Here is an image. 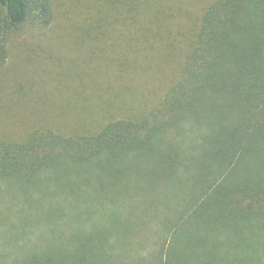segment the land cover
Wrapping results in <instances>:
<instances>
[{
	"label": "trees",
	"instance_id": "1",
	"mask_svg": "<svg viewBox=\"0 0 264 264\" xmlns=\"http://www.w3.org/2000/svg\"><path fill=\"white\" fill-rule=\"evenodd\" d=\"M56 2L0 0V185L65 176L104 151L176 170L197 151L169 136L197 101L207 151L185 166L202 181L164 215L139 193L126 242L75 215L72 188L63 206L55 194L59 214L4 190L0 230L16 237L0 239V264H264V0H77L84 20L59 36ZM15 50L25 75L9 69ZM55 216L67 235H49Z\"/></svg>",
	"mask_w": 264,
	"mask_h": 264
},
{
	"label": "rangeland",
	"instance_id": "2",
	"mask_svg": "<svg viewBox=\"0 0 264 264\" xmlns=\"http://www.w3.org/2000/svg\"><path fill=\"white\" fill-rule=\"evenodd\" d=\"M75 1L77 0H57L56 2L55 17L60 29L57 32L53 31V33L58 34V36L62 32V28L65 29H63V32H68L71 27H76L84 20L83 4L76 5ZM175 31L177 32V37L181 39L182 45L184 39L178 36V31L175 28L170 29L169 36H173ZM35 36L37 34H31L30 37L28 34L24 35V37L21 36L18 39V44L26 46L23 43L29 44L30 42L28 41L33 42ZM62 41L65 40L60 39L58 45H61ZM57 50L59 52L58 47ZM15 54L18 58L14 59L12 64L10 62L9 69H12L18 76L27 74V72L22 70V56H19L16 50ZM27 76L30 77L29 73ZM150 84L153 87L149 94L151 96L155 92L157 83L155 85L153 83ZM163 86L164 84L162 83V87L157 88L156 93L158 96L161 94L159 91L164 88ZM134 105L137 108V100ZM203 108L204 105L201 101L193 103L186 116L189 124L186 125L184 130H178L169 136L170 140L174 139L178 142L183 139L190 141V146L197 151L196 153L188 154L181 162L179 161L176 170L174 169L158 176L157 171L162 166L165 160L164 157L158 160L152 168L153 159L137 156V153L132 155L126 151H120L112 154L110 151H104L95 159L84 163L83 166L73 167L74 171L70 174L60 176L52 170L36 172L37 176L32 179L31 184L16 182L13 188L8 185H0V193L11 189L12 192L18 193V190L28 195L27 198L29 199L47 201L46 203L59 214L58 204L60 206L64 205L68 189L72 188L75 194L79 195L78 202L80 203L76 207L75 215L83 214L89 218L88 224L93 228L102 229L106 233L116 234L112 237L118 236L117 240L119 242H126L130 237V231L132 232L134 228L133 222L128 217V210L135 211L136 205L146 199L144 197L138 199L139 193H148L151 197H154L155 199L149 202L148 206L158 209L164 215L166 209L172 210L171 206L174 205L176 199H180L181 201H179L183 203L185 188H189L191 183H201L202 179L198 172L194 173L185 165H190L191 167L199 166L203 162V154L205 155L207 151L205 136L202 131L205 130L204 126L209 119V115L205 113ZM166 141L165 139L162 141L164 147H167ZM83 179L88 180V184ZM157 180H160L159 185ZM57 193L59 198L63 199L59 200L58 204L55 196ZM166 202H169V204ZM183 205L186 206L187 203H183ZM67 209L71 213L69 206H67ZM53 226H55L56 230H54V234L51 233L49 235L59 237L58 232H63L64 235H67L71 225L55 216V219L50 223V227L53 228ZM22 237L25 238L26 234H18L19 239ZM14 238L4 229L0 230L1 240Z\"/></svg>",
	"mask_w": 264,
	"mask_h": 264
}]
</instances>
